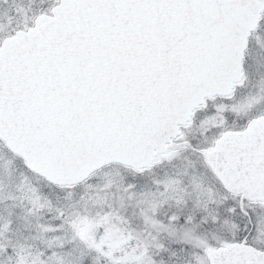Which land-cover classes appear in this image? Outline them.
Segmentation results:
<instances>
[{"label": "snow or ice", "instance_id": "snow-or-ice-1", "mask_svg": "<svg viewBox=\"0 0 264 264\" xmlns=\"http://www.w3.org/2000/svg\"><path fill=\"white\" fill-rule=\"evenodd\" d=\"M0 264H264V0H0Z\"/></svg>", "mask_w": 264, "mask_h": 264}]
</instances>
